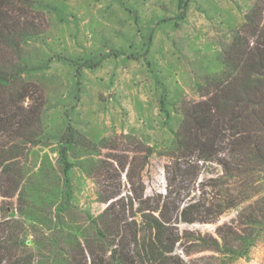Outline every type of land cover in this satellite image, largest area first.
<instances>
[{"label": "rangeland", "instance_id": "374dc122", "mask_svg": "<svg viewBox=\"0 0 264 264\" xmlns=\"http://www.w3.org/2000/svg\"><path fill=\"white\" fill-rule=\"evenodd\" d=\"M28 10L42 31L21 42L22 78L34 89L24 106L43 104L40 128L37 143L20 142L13 168L18 191L0 202L1 216L23 225L30 242L24 251L37 255L44 244L38 247L36 240L54 231L78 242L86 238L89 219L107 206L97 182L108 164L117 168L113 159L142 163L150 147L141 172L145 193L166 196L175 136L216 81L236 73L228 52L238 38L254 44L248 18L256 11L264 27V0H31ZM258 176L240 195L242 202L215 222L179 219L176 254L182 264H264V173ZM220 177L221 166L203 165L190 196L201 209L242 190L235 180L221 185ZM227 225L239 236L222 228ZM213 238L219 251L205 249Z\"/></svg>", "mask_w": 264, "mask_h": 264}, {"label": "trees", "instance_id": "16d2710c", "mask_svg": "<svg viewBox=\"0 0 264 264\" xmlns=\"http://www.w3.org/2000/svg\"><path fill=\"white\" fill-rule=\"evenodd\" d=\"M29 6L31 0H0V198H12L18 191L19 178L13 168L22 153L20 142L37 143L40 128L43 104L24 106L34 89L22 78L27 68L20 57L21 42L42 31L39 19L29 17ZM258 18L256 11L248 18L249 34L256 36L254 44L238 38L228 52V61L237 74L217 80L212 95L187 112L175 136V153L166 166V196L145 193L141 172L152 155L150 147L142 163L137 157L131 161L128 157L113 159L117 168L108 164L103 180L97 182L99 199L107 206L89 219L84 229L86 238L78 242L61 229L54 231L36 240L38 247L44 244L37 255L24 251L30 242L24 237L23 225L10 216H1V200L0 264H44L45 260L48 264H182L176 254L180 237L175 225L179 219L184 223L215 222L237 207L242 202L240 195L252 189L258 174L264 173V27ZM205 164L221 166L223 177L217 182L227 185L225 180H235L242 189L239 194L228 193L225 200L221 196L206 209L196 205L190 196ZM126 169L129 190L124 194ZM69 182L67 177L66 184ZM204 212L205 218H197ZM222 228L237 234L231 226ZM222 228L218 229L219 236L225 240ZM145 232L151 236L148 242L142 238ZM212 242L205 249L219 251V241L213 238ZM69 250L71 256L64 259Z\"/></svg>", "mask_w": 264, "mask_h": 264}]
</instances>
